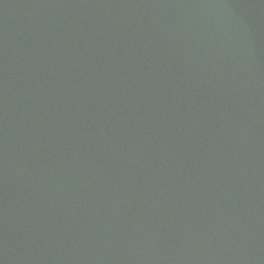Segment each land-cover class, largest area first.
<instances>
[{
  "label": "water",
  "instance_id": "95a60500",
  "mask_svg": "<svg viewBox=\"0 0 264 264\" xmlns=\"http://www.w3.org/2000/svg\"><path fill=\"white\" fill-rule=\"evenodd\" d=\"M0 264H264V0H0Z\"/></svg>",
  "mask_w": 264,
  "mask_h": 264
}]
</instances>
